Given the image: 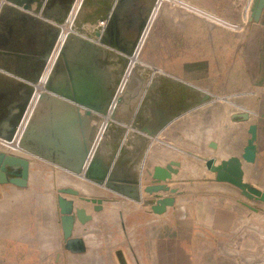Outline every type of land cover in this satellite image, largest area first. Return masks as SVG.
I'll return each mask as SVG.
<instances>
[{"label": "rangeland", "instance_id": "374dc122", "mask_svg": "<svg viewBox=\"0 0 264 264\" xmlns=\"http://www.w3.org/2000/svg\"><path fill=\"white\" fill-rule=\"evenodd\" d=\"M114 1L0 0L2 90L12 89L17 83L46 95L49 99L44 101L49 106L39 103L37 113L52 108L51 104L59 107L69 102L77 107L74 117L84 118L80 121L87 118L90 125L91 154L86 165L98 158L97 171L106 173L103 180L89 182L83 178L85 169L74 174L73 162H64L72 169H67L70 175L63 178L59 168L66 164L57 161L60 156L43 157L47 161L43 163L37 161L36 148L33 153L29 144L22 143L29 150L21 149L22 135L33 139L36 127L32 126L30 112L36 99L31 100L32 109H26L14 142L2 141L5 146L0 145V153L31 164L25 189L29 192L30 220L21 226L24 233L31 236L37 232L39 202H47V208L61 217L59 196L72 200L75 209H85L92 217L84 225L75 220L72 232V239L83 241L85 251L66 255L63 239L61 254L66 257L58 264H153L157 215L151 207L165 197L175 202L179 194L173 184L177 182L183 186L212 185L213 175L204 162L216 157L214 134L219 132L213 129L215 120L220 109L222 122L228 119L229 104L237 101L216 98L212 91L199 92L196 78L190 85L183 81L184 18L196 23L205 19L231 28L229 24L182 0H124L125 6L115 20L121 1L116 6ZM109 15L112 28L106 32L100 22L107 21ZM222 31L223 40L229 42L233 35L228 29ZM87 111L91 117L85 116ZM244 117L238 112L237 119ZM9 129L0 128V139L9 135ZM170 162L180 164L178 172L187 170L186 177L174 181L172 175L161 183L167 191L147 193V187L157 184L154 168H164ZM66 188L79 195L58 192ZM236 190L239 208L243 214L254 216L256 231L253 256L247 257L244 225H238L237 240L229 243L231 259L236 264H263L264 203L247 200ZM81 198L101 200L102 210L95 212L96 205ZM209 198L200 196V201ZM172 209L174 205L168 211ZM45 223L49 230L50 221ZM219 246L222 253H228L227 244L221 242ZM55 262L54 258L44 260V264Z\"/></svg>", "mask_w": 264, "mask_h": 264}, {"label": "crops", "instance_id": "0c3cea01", "mask_svg": "<svg viewBox=\"0 0 264 264\" xmlns=\"http://www.w3.org/2000/svg\"><path fill=\"white\" fill-rule=\"evenodd\" d=\"M183 1L231 26L225 27L205 19L196 23L189 17L184 18L183 81L190 85L191 79L196 78L202 88L199 92L205 94L212 91L216 98L237 100L235 104H229L228 119L222 122L220 109L219 119L215 120L213 129L219 133L214 134L216 157L213 159L219 165L231 157L240 158L250 138L249 128L254 126L255 160L251 164L241 160L243 181L264 193V9L255 22L250 21L253 0ZM222 28L233 35L229 42L225 38L223 40ZM11 77L23 85L28 84L25 80ZM0 83L3 81L0 80ZM13 85L6 91L0 85V128L5 130L22 110L28 95L25 85ZM38 95L36 92L32 99L37 100ZM51 105L52 108L44 113H37L38 105L34 104L32 109L29 103L28 110L32 109L30 121L36 127L29 146L33 153L34 148L39 152L38 162L46 163L45 158L57 155L60 156L57 161L63 164L75 163L84 144L91 143L88 134L90 125L87 128L78 123L68 108ZM238 112L245 117L237 119ZM83 114L82 111L81 116ZM2 141L0 139V145L4 147ZM62 144L68 148L61 147ZM67 169L72 167L66 164L59 168L63 178L70 175ZM186 173L187 170L179 169L172 179L183 180ZM211 174V186L173 184L179 194L175 198V209L168 211L167 208L164 214L155 216L153 264H236L231 259L229 243L236 242L238 225H244L245 255L253 256L254 216L241 212L235 187L215 181V174ZM9 185H0V264H44L45 259L53 258L56 264L65 258L61 254L64 242L60 216L47 208V202L41 205L39 202V214L34 216L39 223L37 232L31 236L24 233L21 226L30 220L29 192L25 191L27 187ZM205 195L211 198L201 202L200 196ZM46 220L51 223L49 230H46ZM40 222L45 225L41 226ZM221 242L227 244L228 253H222ZM65 252L66 255H73Z\"/></svg>", "mask_w": 264, "mask_h": 264}, {"label": "water", "instance_id": "95a60500", "mask_svg": "<svg viewBox=\"0 0 264 264\" xmlns=\"http://www.w3.org/2000/svg\"><path fill=\"white\" fill-rule=\"evenodd\" d=\"M264 9V0H253L252 7H251V16L250 21H257L262 10ZM35 89H31L28 91V95L25 99V104L20 111V113L15 117V120L12 121V128L9 131V135L3 136L1 140L7 142V143H13L15 140V137L17 135V132L20 129L22 120L24 118V115L26 113V109L28 108L29 103L31 102L32 98L35 95ZM46 95H43L40 93L38 95V99L36 101V104L39 103L44 104V100ZM56 100V99H55ZM54 103L56 101H53ZM46 106L48 107L49 102L46 101ZM59 104V102H58ZM61 104V105H60ZM59 105L65 108H68L71 110L73 115H75L76 111L73 112L74 109L73 106H71V103L67 102L60 103ZM89 112H86V117L89 116ZM78 117V118H77ZM76 119L78 120V123L83 124L84 126H88L89 122L87 121H80L83 118L80 116H77ZM34 121V120H33ZM32 126L35 124L34 122H31ZM34 128V126H33ZM249 135L250 138L247 141V145L243 149V153L240 158L231 157L227 160H223L220 162L219 165H216L215 160L213 158H210L204 162L205 168L210 173L215 174V181L219 183H227L229 185H232L236 189H238L241 192V195L245 197L247 200L251 201H258L261 203H264V193H261L257 189L249 186L243 181V171H242V163L241 160H243L245 163L251 164L255 160V154H256V148L254 145L255 138H256V128L254 126H251L249 128ZM32 141V140H31ZM30 139L25 137V134L22 135L21 143L19 144L21 146V149H26L25 146H23L22 143L29 144ZM91 154V147L87 146L83 148L82 153L80 154L77 164H74L75 171L74 174L80 173L82 169H85L83 178L85 180L90 181H97L96 179H104L106 173L98 172V163L99 159L92 158L89 160V163L86 165V162L89 159V156ZM29 167L30 164L27 160L6 155L3 153H0V185L5 184H11L15 187L19 188H25L27 187L28 180H29ZM180 167V164L177 162H170L167 166L163 167H155L153 170V179L157 182L154 186H149L146 188V192L149 194L152 193H158L160 191H167L166 186L162 185L161 183L170 180L172 175H176L178 173V168ZM100 175V176H97ZM82 178V176H81ZM111 179V178H110ZM100 182V181H98ZM119 191V190H118ZM60 194L69 195L73 197H77L79 193L71 188L66 189H60L58 191ZM171 193H175V190H170ZM83 201L87 203H91L94 206L93 210L95 212H99L102 210V201L101 200H89L85 198H81ZM57 205L59 208V213L61 215L60 217V223H61V230L63 234V239L65 241V249L71 253H83L85 251V246L83 241L80 239H72V232L74 228L75 220H77L80 224L84 225L87 222L92 220V217L88 215L85 211V209H75L74 208V202L72 200H67L64 197L59 196L57 198ZM174 205V199L171 197H165L159 199L154 206L151 207V211L155 215H162L166 212L167 208L172 207ZM252 211H255L254 209L250 208Z\"/></svg>", "mask_w": 264, "mask_h": 264}, {"label": "flooded vegetation", "instance_id": "af4514ba", "mask_svg": "<svg viewBox=\"0 0 264 264\" xmlns=\"http://www.w3.org/2000/svg\"><path fill=\"white\" fill-rule=\"evenodd\" d=\"M119 1H121L120 3L121 4H119L120 6H118L119 8H118V11H117V13H116V15H115V20H116V16H117V14L119 13V11L125 6V1L124 0H115L114 1V3H115V6L117 5V3L119 2ZM114 3H113V5H114ZM113 5H112V8H113ZM153 8V7H152ZM152 8H151V10H152ZM150 10V11H151ZM150 11H149V13H150ZM111 13V12H110ZM149 15V14H148ZM107 20V19H106ZM146 21V20H145ZM145 21H144V23H145ZM106 22V23H105ZM111 21H110V15H109V17H108V20L107 21H101L100 23H103V26H105V28H106V32L107 31H111V28H112V26L109 24ZM144 23L142 24V27H141V30H142V28H143V25H144ZM114 24H115V21H114ZM142 33V32H141ZM138 39V38H137ZM137 41V40H136ZM136 43V42H135ZM135 43H131V45L132 46H134L135 45Z\"/></svg>", "mask_w": 264, "mask_h": 264}, {"label": "bare ground", "instance_id": "6f19581e", "mask_svg": "<svg viewBox=\"0 0 264 264\" xmlns=\"http://www.w3.org/2000/svg\"><path fill=\"white\" fill-rule=\"evenodd\" d=\"M60 146H61V147L63 146V148H64V147H67V146H64L63 144L60 145ZM74 164H77V162L73 163L72 165H74Z\"/></svg>", "mask_w": 264, "mask_h": 264}, {"label": "built area", "instance_id": "2783aa9c", "mask_svg": "<svg viewBox=\"0 0 264 264\" xmlns=\"http://www.w3.org/2000/svg\"><path fill=\"white\" fill-rule=\"evenodd\" d=\"M101 26H103V23H100Z\"/></svg>", "mask_w": 264, "mask_h": 264}]
</instances>
